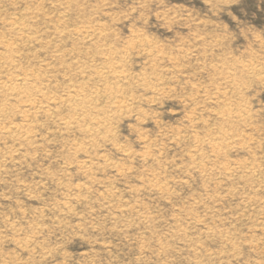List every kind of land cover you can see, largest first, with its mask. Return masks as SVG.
<instances>
[{
	"label": "rangeland",
	"instance_id": "374dc122",
	"mask_svg": "<svg viewBox=\"0 0 264 264\" xmlns=\"http://www.w3.org/2000/svg\"><path fill=\"white\" fill-rule=\"evenodd\" d=\"M0 264H264V0H0Z\"/></svg>",
	"mask_w": 264,
	"mask_h": 264
},
{
	"label": "bare ground",
	"instance_id": "6f19581e",
	"mask_svg": "<svg viewBox=\"0 0 264 264\" xmlns=\"http://www.w3.org/2000/svg\"><path fill=\"white\" fill-rule=\"evenodd\" d=\"M87 28H88V27H87ZM84 29H85V28H84ZM88 30H90V29H88ZM82 31H83V30H82ZM82 31H81V32H82ZM84 31H85V30H84ZM86 33H88V32H86ZM89 36H90V35H89ZM86 37H88V36H86ZM115 65H117V64H115ZM113 66H114V65H113ZM113 66H112V67H113ZM114 68H115V67H114ZM117 68H118V67H117ZM108 69H109V68H108ZM113 71H114V70H113ZM102 74L104 75L105 73H102ZM104 77H105V76H104ZM83 84L85 85V83H83ZM80 86H81V85H80ZM80 86H79V88H80ZM85 87H86V86H85ZM79 88L76 87V89H79ZM71 89H72V88H71ZM84 90H86V88H85ZM80 91H81V88H80ZM86 91H87V90H86ZM76 92H78V91H76ZM81 93H82V92H81ZM81 93H80V94H81ZM73 94H74V93H73ZM80 94H79V95H80ZM88 94H89V93H88ZM75 95H76V94H75ZM79 95H78V96H79ZM90 95H91V94H90ZM92 95H93V94H92ZM78 96H76V97L78 98ZM83 96H84V95H83ZM74 97H75V96H74ZM79 97H81V96H79ZM84 97H85V96H84ZM84 97H83V98H84ZM88 97L90 98V96H88ZM93 97H94V96H93ZM65 98L67 99V97H65ZM68 98H69V97H68ZM72 98H73V97H72ZM72 98H71V99H72ZM66 99H65L64 101H66V103H67L69 100L67 101ZM75 99H76V98H75ZM81 99H82V98H81ZM81 99H79V100L81 101ZM77 100H78V99H77ZM82 100H83V99H82ZM85 100H86V99H85ZM64 101H63V102H64ZM70 101H71V100H70ZM80 101H79V103H80ZM83 101H84V100H83ZM92 101H93V100H92ZM92 101H91V102H92ZM85 102H88V101H85ZM81 103H83V102H81ZM89 103H90V102H89ZM117 103H118V102H117ZM74 104H75V103H74ZM84 104H85V103H84ZM79 105H80V104H79ZM86 105H88V104H86ZM115 105H117V104H115ZM74 106H75V105H74ZM74 106H73V107H74ZM118 106H119V105L115 106V108H117ZM76 107H77V106H76ZM73 109H74V108H73ZM117 109H118V108H117ZM74 110H75V109H74ZM80 110H81V109H80ZM78 111H79V110H78ZM227 111H228V110H227ZM223 112H224V111H223ZM227 113H228V112H227ZM238 114H239V113H238ZM224 115H225V113H224ZM224 115H223V116H224ZM238 116H239V115H238ZM238 118H239V117H238ZM241 118H242V117H241ZM245 119H246V118H245ZM245 119H244V120H245ZM97 120H99V119H97ZM97 120H96V121H97ZM225 120H226V119H225ZM100 121H101V120H100ZM227 121H228V120H227ZM98 122H99V121H98ZM102 122H103V121H102ZM102 122H101V123H102ZM99 123H100V122H99ZM99 123H98V124H99ZM68 124H70V123L68 122ZM88 128H89V127H88ZM88 128H87V129H88ZM217 146H218V145H217ZM217 146H216V147H217ZM214 147H215V146H214ZM158 185H159V184H158ZM160 186H161V185H160ZM80 187H81V186H80ZM158 187H159V186H158ZM80 189H81V188H80ZM159 189H161V188H159Z\"/></svg>",
	"mask_w": 264,
	"mask_h": 264
}]
</instances>
